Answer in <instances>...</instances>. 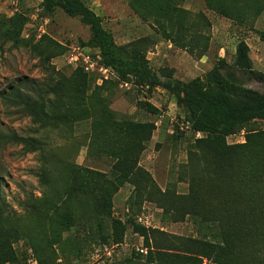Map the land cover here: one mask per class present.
<instances>
[{
	"label": "trees",
	"instance_id": "trees-1",
	"mask_svg": "<svg viewBox=\"0 0 264 264\" xmlns=\"http://www.w3.org/2000/svg\"><path fill=\"white\" fill-rule=\"evenodd\" d=\"M183 1L129 0L127 6L155 38L177 49L188 44L191 57L200 60L210 48V22L201 12L181 10ZM204 1L208 11L234 25H246L264 43V29H254L264 14V0ZM39 6L45 16L60 11L87 27L90 36L80 49L112 77L103 80L77 67L52 86L31 84L33 98L13 94L11 101L42 128L90 121L88 147L99 149L112 164L106 174L65 164L59 189L53 187L49 169L44 167L39 179L52 196L43 195L39 203L27 201L30 213L52 221L59 232L57 238L77 227L87 228L92 242L102 249L122 245L127 230L142 239L145 255L133 250L122 260L105 264H264V129H247L251 123H264V93L245 88L238 78L244 76L264 86V74L253 69L246 42L238 41L230 65L219 59L202 78L181 83L171 71L156 74L149 67L146 55L155 46L154 39L117 45L103 27V18L82 0H41ZM23 26L19 22L3 33L0 30V37L16 41ZM26 43L39 56L49 53L47 64L56 57L57 44L46 35L36 42L30 36ZM123 85L144 95L146 100L135 105L150 115L159 111L148 100L155 90L163 89L185 113L175 137L186 131L202 135L191 144L182 166L188 183L186 195H177L171 188L161 191L139 165L156 127L152 122L116 118L108 99L114 95L112 88ZM238 134L243 143H227ZM124 186L132 188L131 204L137 211L122 223L111 216L112 199ZM145 203L154 204L171 223L190 220L196 236H167L138 224ZM2 214L0 209V264H16L13 244L18 232L4 228ZM38 263L42 264L39 258Z\"/></svg>",
	"mask_w": 264,
	"mask_h": 264
},
{
	"label": "rangeland",
	"instance_id": "rangeland-1",
	"mask_svg": "<svg viewBox=\"0 0 264 264\" xmlns=\"http://www.w3.org/2000/svg\"><path fill=\"white\" fill-rule=\"evenodd\" d=\"M82 1L103 18V27L112 34L117 45L145 37L154 39L155 46L148 51L146 58L156 74L162 70L171 71L173 79L181 83L202 78L217 60L225 59L229 65L232 63L239 40H244L249 47L253 69L264 74V43L246 25H234L208 11L204 0H184L180 6L181 10L203 13L210 22V48L200 60L191 57L188 44H184L183 49H177L155 38L151 29L129 10V0ZM40 2L0 0L1 32L8 27L14 28L19 22L24 25L16 41H6L0 37V209L3 226L18 232L13 244L18 260L16 264H39L38 258L42 264H105L106 261H119L133 250H144L142 239L130 230L126 232L124 243L111 248V256L106 259L102 248L92 242L93 235L89 234L87 228L77 227L57 238L59 232L52 221L32 215L30 208L25 207L27 201L39 203L43 195L52 196L51 190L42 185L39 179L44 167L49 169L53 187L59 189L65 164L74 163L104 174L108 173L112 164L111 159L100 155L99 149L88 147L90 121L42 128L11 101L13 94L33 98L29 89L31 84L52 86L61 77L68 78L74 71L68 63L70 55L90 36L88 28L82 26L77 18H69L60 11L50 16L43 15ZM254 29H264V14L257 19ZM42 35L57 44L54 49L56 57L48 64L45 57L49 53L39 56L26 43L30 36L36 42ZM238 78L245 88L264 93L261 83L244 76ZM112 92L114 95L108 99V105L118 120L155 124L156 131L141 155L139 165L150 174L161 191L171 188L177 195H186L188 183L183 178L182 166L191 144L202 135L186 131L181 137H175L177 128L184 123L185 113L163 89L155 90L148 100L157 108L158 115H150L136 108L135 102L146 100L137 90L120 86L118 89L112 88ZM249 128L264 129V123L257 121L251 123ZM227 143H243V137L238 134L228 138ZM131 190V187L124 186L114 195L112 219L125 223L136 213L137 207L131 204ZM141 214L150 227L159 229L167 236H196L190 220L171 223L162 217L154 204L145 203ZM54 241L59 244L54 245Z\"/></svg>",
	"mask_w": 264,
	"mask_h": 264
},
{
	"label": "built area",
	"instance_id": "built-area-1",
	"mask_svg": "<svg viewBox=\"0 0 264 264\" xmlns=\"http://www.w3.org/2000/svg\"><path fill=\"white\" fill-rule=\"evenodd\" d=\"M70 65L75 69L77 67H82L83 70L87 73H97L103 80L111 79L112 75L109 70L98 66L95 62H93L80 48L74 51V54L70 55L69 62ZM121 87H129L128 85H123ZM137 223L148 228L150 227L147 222L143 221L142 216L137 219ZM103 255L106 258H110L111 256V248L104 247L102 249ZM140 254H146V250L137 249ZM98 251H96L97 253Z\"/></svg>",
	"mask_w": 264,
	"mask_h": 264
}]
</instances>
